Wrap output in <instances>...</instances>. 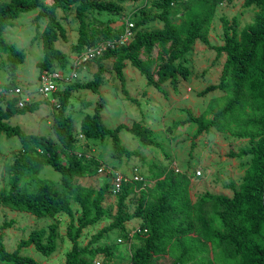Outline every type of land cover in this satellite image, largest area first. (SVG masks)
I'll return each mask as SVG.
<instances>
[{"label":"trees","instance_id":"obj_1","mask_svg":"<svg viewBox=\"0 0 264 264\" xmlns=\"http://www.w3.org/2000/svg\"><path fill=\"white\" fill-rule=\"evenodd\" d=\"M138 1L142 0H52L50 4L44 0H0V53L7 54L10 76L7 83H0V139L3 136L18 137L21 144L12 161H1L3 169L10 175L11 185L9 191H0V206L37 218L68 214L70 223L66 237L72 247L66 252L65 264H95L97 259L109 264L115 260L117 253L112 247L96 245L117 228H121L123 236L130 240L142 238L132 251L129 264H161L159 257L165 254L172 258L171 264H215L211 257L205 255L210 252L209 243L220 251L218 264H264V0L244 1L245 9L255 6L258 11L254 20L240 32L238 16L232 19L221 16L224 41L220 45L212 44L209 38L218 6L230 5L237 0H159L157 6L161 12L155 17L163 23L161 28L147 30L151 17L144 12L141 19L134 20L135 35L131 42L108 48L103 55L85 62L86 66L95 60L98 62V69L91 80H75L58 90L54 135L28 133L10 122L15 114L39 110L44 101L28 102L20 107L18 98L7 95L18 87V67L25 58L24 50L5 39V32L15 19L35 10L38 13L33 20L47 18L43 31L38 34L44 51V57L38 63L39 75L57 69L66 72L72 59L85 49L121 34L123 26L115 28L113 16L104 26L93 25L88 16L94 13L116 14L122 11V3ZM59 9L65 13L74 9L79 22L78 36L72 45L74 56L71 57L57 46L60 39H68L67 28L58 15ZM177 19L181 22L177 23ZM198 41L213 49L217 57L226 55L219 83L205 89L206 92L219 90L222 94L214 95L200 115L184 108L188 117L174 122V125H195V138L215 130L236 139L249 140V147L229 153L233 158L250 159L243 181L234 195L206 192L193 201L188 174L171 168L173 161L168 154L165 156L169 157L170 164L153 170L155 180L151 185L145 184L146 179L139 167L144 179L123 183L117 193L113 192L109 176H106L109 179L106 183L97 187L80 182L78 179L95 176L101 169L102 173L112 168L122 171L103 164L90 154L78 153L77 127L88 139L110 138L112 156L117 159L139 154L138 150H131L123 144L120 132L125 128L140 140L143 147L160 146L161 143L149 128L137 121L131 125L121 123L115 128L108 127L102 115L104 99L96 104L93 114L86 113L78 120L70 112L74 91L90 89L99 93L104 81L103 61L107 59L112 61V69L119 80L117 89L127 100L136 101L127 87L125 68L128 62L158 90H163L168 81L176 86L181 77L190 76L187 57ZM62 154L67 163L63 161ZM45 166L60 172L62 181L57 183L41 177ZM133 170L134 166L123 173L131 176ZM229 186L235 190L233 184ZM112 194L116 195L115 205L107 203V197ZM73 203L81 210L76 217ZM130 204L134 205L133 211L129 209ZM105 218H113V221L82 245L84 230ZM133 219L141 220V225L125 231V225ZM14 223L15 220L11 219L1 228L12 227ZM138 228L141 232L131 235ZM60 236L58 224L50 222L32 230L10 251L0 234V264H39L33 256L23 254V249L34 247L43 255L51 256L58 249Z\"/></svg>","mask_w":264,"mask_h":264},{"label":"rangeland","instance_id":"obj_2","mask_svg":"<svg viewBox=\"0 0 264 264\" xmlns=\"http://www.w3.org/2000/svg\"><path fill=\"white\" fill-rule=\"evenodd\" d=\"M50 4L52 0H44ZM159 0H142L136 3H122V11L116 14L94 13L88 16L90 23L95 26H104L107 19L113 16L116 20L114 27L119 28L125 18H132L133 21L141 19L144 12H147L151 17L148 21L147 30L159 29L163 23L155 17V14L161 12L157 6ZM245 0H237L233 4L219 5L217 14L211 25L209 38L212 44H222L224 32L222 28L221 16H227L232 19L238 16L239 32L245 25L254 20L258 8L253 6L245 9L243 3ZM58 10L60 20L67 28V41H60L57 46L69 54V57L74 56L72 45L78 36L79 22L75 18L74 9L68 13ZM37 11H30L21 14L15 19L12 25L5 32V39L11 44H15L18 48L24 50L25 58L18 67V75L20 82L18 86L24 90V97L30 98V102L36 100H44L40 109L35 112H26L24 114H15L10 122L14 125H19L28 133L37 134H53V118L54 113L58 108V92L64 88L66 84L61 85L59 91L44 96L38 93V63L44 57L43 43L40 34L46 24L47 18L33 20L37 15ZM64 17V18H63ZM177 23L181 19L176 20ZM226 59V55L221 57L216 56V52L202 41L192 49V52L187 57L191 77H181L177 85H173L168 81L163 86V90H158L153 84L148 83L146 77L133 67L129 62L125 68L127 79V87L130 90L131 96L136 101L127 100L122 97V93L117 89L115 70L112 69V61L104 60L105 75L102 84V92L96 93L90 89H78L72 95L71 113L74 117L80 120L86 113L93 114L94 108L101 99L105 100L103 106V118L105 124L110 128H115L121 123L131 125L137 121L143 126H146L152 131L154 138L161 143L158 145H150L143 147L140 140L135 138L127 129L120 132V137L123 144L131 150H138L139 154L131 158L117 159L112 156L113 147L110 138L106 140L88 139L77 127L76 151L78 153L90 154L99 158L105 165H112L122 172H128L133 166H138L140 172L144 174L146 179L145 184L151 185L154 182L152 175L153 170H160L164 166L169 165V157L172 159L171 166L175 169L179 166L183 172H187L192 176L191 181V197L195 201L197 196L206 192L223 193L227 196H233L236 189L239 188L243 181L246 169L250 163V159H237L230 157V152H238L241 148L249 147L248 139H236L228 133L212 130L209 133H203L198 137H194L196 130L195 125L185 124L184 126H175L174 122L185 120L188 116L184 108H189L191 111L200 115L205 111L210 95L219 94L218 91L206 92L205 89L210 82H218L222 65ZM95 66L92 70H86L76 79L81 82H87L93 78L95 70L98 69L97 60L93 61ZM87 68V66H85ZM85 68V69H86ZM81 68L80 72L82 71ZM70 70V69H69ZM68 70V71H69ZM135 73L138 88L134 89L131 78ZM82 76V77H81ZM194 78V81L191 78ZM10 80L8 73L7 54L0 53V83H7ZM76 82V81H73ZM191 87L192 91L187 93V88ZM175 94V95H174ZM10 97V93L7 94ZM82 135V137H81ZM195 142L194 147L192 146ZM21 148L18 137L7 138L5 136L0 139V191H9L11 185L10 175L3 169L2 162L12 161L16 152ZM193 148V149H192ZM193 150V151H192ZM192 151V154L190 152ZM63 161L67 163V158L62 154ZM156 168H154V165ZM162 167V168H160ZM171 167V168H172ZM186 170V171H184ZM197 170H201L202 174L197 175ZM182 171V170H181ZM41 177L54 180L57 183L62 181L61 173L56 171L51 166H45L41 172ZM105 173L99 172L95 176H88L78 179L80 182L91 186H101L109 179ZM111 182V181H110ZM233 184V188L229 185ZM116 195L112 194L107 197V203L115 205ZM130 211H133L134 205H129ZM75 217L80 215V208L73 203ZM11 219L15 220L12 227L2 229V225ZM113 218H105L100 223L91 225L84 230L81 238V244L86 245L92 236L101 228L109 225ZM50 222H56L59 226L58 249L51 256H45L36 251L34 247L23 249V254L33 256L39 264H65L66 252L71 249L72 243L66 237L67 226L70 223V217L66 213H59L54 218L43 217L37 218L26 212H18L10 210L5 206H0V234L4 236V242L8 250H14L18 242L22 238L28 237L29 233L37 228L48 225ZM141 220L133 219L129 221L124 230L140 226ZM124 231L121 228L111 230L105 237L99 241L96 246L109 245L116 253L117 258L110 261L109 264H129L132 251L141 243L140 237L130 240L123 236ZM121 238L123 242L117 240ZM210 252L205 253L211 257L215 264H218L217 258L220 257V251L213 248L212 243H209ZM161 264H171L172 258L168 254L159 257Z\"/></svg>","mask_w":264,"mask_h":264},{"label":"built area","instance_id":"obj_3","mask_svg":"<svg viewBox=\"0 0 264 264\" xmlns=\"http://www.w3.org/2000/svg\"><path fill=\"white\" fill-rule=\"evenodd\" d=\"M122 26L123 28L121 34L117 38L106 40L99 43L98 46L87 48L82 52V54L74 57L71 61L69 71L65 72L63 70L57 69L52 71H44L43 73H41L38 77V93L44 96H48L49 94L58 91L62 83H72L79 77L80 69L83 67V65H85V62L88 61L89 58L99 57L103 55L105 50H107L108 48H116L127 44L128 42H131L134 39L135 35L134 21L132 20V18H126L122 22ZM9 93L11 98H18V106L20 107H24L27 102H30V98L28 96L26 98H23L24 90L21 88V86L11 89L9 92H7V94ZM102 170L103 169H101L100 171L102 172ZM105 173L107 176H109V179H111L114 193L119 192L123 183L125 182H129L132 180L139 181L144 179V177L140 174L138 168L134 169V171L131 172L130 175L132 176V178L131 176L126 175L123 172H119L114 168L107 169ZM196 174L201 175L202 171L197 170ZM136 232H141L140 228L133 230L131 235H134ZM118 242H122V239L119 238ZM95 264H105V262L103 259H97L95 261Z\"/></svg>","mask_w":264,"mask_h":264},{"label":"crops","instance_id":"obj_4","mask_svg":"<svg viewBox=\"0 0 264 264\" xmlns=\"http://www.w3.org/2000/svg\"><path fill=\"white\" fill-rule=\"evenodd\" d=\"M113 26H114V24H112ZM122 25V24H121ZM198 43V42H197ZM86 65H83V67L82 68H84V69H82V71L80 72V75H82V73L83 72H86V70H92L93 71V68H94V66H95V64L93 63V64H91V65H89V66H87V68L85 67ZM126 67H127V65H126ZM86 68V69H85ZM222 70V69H221ZM96 71V70H95ZM94 73V72H93ZM193 72L191 71V74H192ZM191 74H190V77H191ZM104 75H105V73H104ZM135 73H134V71H133V76H132V78H131V82H132V86H133V88L134 89H136V88H138V84H136V82H137V80L135 79ZM220 75H221V72H220ZM20 76L18 75V73H17V82H20V78H19ZM82 77V76H81ZM145 77V76H144ZM91 80V79H90ZM191 80H193L194 81V78L192 77L191 78ZM219 80H220V77H219ZM219 83V81L218 82H214V83H212V82H210L208 85H211V84H218ZM104 84V83H103ZM165 85V84H164ZM163 85V86H164ZM102 86L103 85H100V90H99V94H100V92H102ZM163 89H165V88H163ZM189 91H192V88L191 87H189L188 86V88H187V93L189 92ZM216 91H218V92H220L219 94H216V95H221L222 94V92L221 91H219V90H215V92ZM75 92V91H74ZM211 92V91H210ZM74 94V93H73ZM175 95V94H174ZM215 95V94H214ZM210 97L212 98L213 97V95H210ZM210 98V99H211ZM210 101V100H209ZM206 110V109H205ZM204 112V111H203ZM172 167V166H171ZM136 168H138V166H134V169H136ZM173 168V167H172ZM175 169H176V171L177 172H181V173H187V172H183V169H181L179 166H176L175 167ZM182 170V171H181ZM134 171V170H133ZM184 171H186V170H184ZM188 177L190 178V180L192 181V176H190L189 174H188Z\"/></svg>","mask_w":264,"mask_h":264},{"label":"clouds","instance_id":"obj_5","mask_svg":"<svg viewBox=\"0 0 264 264\" xmlns=\"http://www.w3.org/2000/svg\"><path fill=\"white\" fill-rule=\"evenodd\" d=\"M61 87V86H60ZM28 103V102H27Z\"/></svg>","mask_w":264,"mask_h":264}]
</instances>
